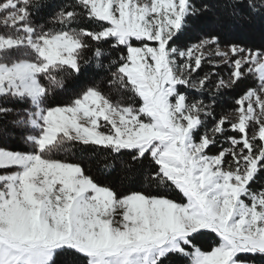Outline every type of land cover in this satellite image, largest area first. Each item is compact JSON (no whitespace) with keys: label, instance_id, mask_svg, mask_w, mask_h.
<instances>
[{"label":"snow or ice","instance_id":"snow-or-ice-1","mask_svg":"<svg viewBox=\"0 0 264 264\" xmlns=\"http://www.w3.org/2000/svg\"><path fill=\"white\" fill-rule=\"evenodd\" d=\"M42 6L0 0V116L15 115L10 123L27 146L0 147V264H55L57 255L68 264L264 262V183L251 187L264 172V100L249 88L235 101L230 130L238 135L214 155L207 150L225 135L228 118L207 129L212 105L189 100L211 83L209 74L198 76L205 53L231 69L227 81L215 82L217 92L245 73L264 92V49L225 39L221 50L216 32L177 46L209 10L195 0H73L55 14L59 30L32 25L31 9ZM224 7L233 18L264 15V0ZM81 19L93 26L78 27ZM104 44L121 53L109 68L131 102L114 104L90 86L66 105H46L64 87V73H80L85 50L94 48L104 67ZM250 122L258 126L251 136ZM7 131L0 126V138ZM74 144L126 152L130 164L147 160L149 190L117 192L59 158Z\"/></svg>","mask_w":264,"mask_h":264},{"label":"trees","instance_id":"trees-1","mask_svg":"<svg viewBox=\"0 0 264 264\" xmlns=\"http://www.w3.org/2000/svg\"><path fill=\"white\" fill-rule=\"evenodd\" d=\"M36 2L41 3L43 6L38 11L34 8L31 9L32 25L43 27L44 30H59L60 25L54 18L55 14L60 8L71 5L73 0H36ZM195 3L198 7L207 4L209 10L195 21V31L186 32L180 36L176 42L177 46L184 47L197 43L198 36L216 32L221 36L220 47H224V40L229 39L254 49H264V15L251 18H245V15H241L233 18L229 16V9L224 7L225 0H195ZM239 10L242 14L247 13L243 3L239 5ZM77 26L90 28L93 25L88 20L81 19L78 21ZM2 31H5V29L1 27L0 32ZM103 50L106 57L102 60L104 67L98 66V61L93 55L94 48L85 50L80 58V73L78 75L76 73H64V87L51 93L45 104L49 106L66 105L81 91L90 86L98 88L114 104L124 105L130 103L132 94L120 88L118 83L112 80V72L115 71V68H109L112 61L118 60L121 53L112 49L110 44H104ZM216 70L220 79H229L230 69H227L225 65L218 67ZM206 73L209 74V71L202 65L198 70V76H203ZM258 87L259 83L256 76L245 73L235 85L228 89H221L220 92H217L207 86L201 93H189V100L191 102L192 99H199L212 105V119L214 120L219 119L221 116L234 114L235 109L238 107L235 101L244 95L249 88L256 90ZM181 90L184 91L185 89L181 87ZM8 106L14 107L17 111L21 109L19 104ZM15 118L14 114L0 116V126H7V132L10 134V136L6 135L5 138H0V147H7L9 150L14 151H25L27 146L21 135V129L13 127L10 123ZM59 158L80 163L86 174L92 176L100 184L110 186L117 192H126L130 189L149 190L144 179L147 160H145L144 166L130 164V157L126 152L117 156L101 146L74 144L67 153H62ZM210 242L211 238L207 242L202 241L205 246ZM55 264H68V257L57 255ZM165 264H174V261L171 259L166 260ZM257 264H264V262L257 259Z\"/></svg>","mask_w":264,"mask_h":264},{"label":"rangeland","instance_id":"rangeland-1","mask_svg":"<svg viewBox=\"0 0 264 264\" xmlns=\"http://www.w3.org/2000/svg\"><path fill=\"white\" fill-rule=\"evenodd\" d=\"M2 20H3V17L0 16V25H2ZM1 27L2 26H0V28ZM221 50H225L224 47H221ZM202 65L209 71V74H211L210 75L211 83H209L208 86H210L213 91H216V89H215V82L220 79L219 76H218V71L216 69L218 67H222L223 65H225L227 69H230V66L224 64L223 61L220 60L219 58H216L214 56H211L209 53H205V60L203 61ZM193 75L196 76L195 73ZM258 83H259V81H258ZM259 88H260V84H259V87L256 89L257 94L260 96V99L261 100H264V92H260L259 91ZM254 101H255V98L253 97V102ZM205 104L206 105H210L209 103H205ZM246 106H247V102H245V108H246ZM254 107H255V104H254ZM255 111H256V113H259L260 112V109L259 108H255ZM237 115L238 114L236 112L234 114L225 115V117H227L228 118V121H229V123L225 125V128H226L225 135L219 136L218 142L215 145L210 146V148L207 150L209 155L217 154L218 151L221 149L222 146L223 147H228L229 146L225 142L227 136H229V135H238L237 133H234V132H232L230 130V123L236 122ZM212 127H213V119H212V117H208L207 118V122H206V128L207 129H211ZM249 127L251 129L250 132H249V135L251 136L257 130L258 126L255 125L254 122H250ZM201 131L203 132L204 129H202ZM6 135L7 136H10V134L7 132L3 137L5 138ZM257 143H258V141H257ZM227 159L230 160L231 157L229 156V157H227ZM225 166L227 167V164ZM262 183H264V172H262L260 174V176L258 177L257 181L255 183H253L251 185V187H252L253 190H259V188H260V186H261Z\"/></svg>","mask_w":264,"mask_h":264}]
</instances>
